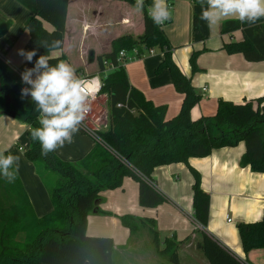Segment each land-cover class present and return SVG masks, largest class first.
Masks as SVG:
<instances>
[{
  "label": "trees",
  "instance_id": "trees-1",
  "mask_svg": "<svg viewBox=\"0 0 264 264\" xmlns=\"http://www.w3.org/2000/svg\"><path fill=\"white\" fill-rule=\"evenodd\" d=\"M123 1L134 5L136 2ZM18 2L32 12L23 27L29 33L26 48L37 50L33 61H25L20 68H32L40 55H49L50 65L55 66L63 57L51 56L53 50L41 42L51 44L60 40L58 49L62 47L69 0ZM191 2L200 5L198 0ZM151 3L152 0H145L143 33L115 38L111 50L97 58L103 81L100 93L107 95L108 128L96 133V146L78 162L62 160L54 152L42 155L39 142H34L30 136V130L39 127L36 105L30 97L21 99L24 87L21 76L0 56V113L14 115L29 126L30 144L24 155L34 165L53 207L49 213L38 217L19 175L13 183L0 176V264H120L115 258L113 239L88 235L86 228L88 214L97 209L96 201L101 193L122 186L125 176L139 182V204L156 207L168 200L152 177L154 168L160 165L188 163L192 157H206L216 148L235 146L243 141L245 152L241 165H249L254 172H264V105L261 100L258 99L257 104L220 100L214 115L193 119L191 110L201 94L174 61L164 29L154 25L148 16ZM43 21L50 23L53 29L45 28ZM11 26L10 19L0 17V38ZM198 27L199 18L194 15L193 29L198 30ZM237 30L242 32V39L226 42V52L241 53L251 62L264 61V18L255 24L241 23L238 19L221 24L223 34ZM13 42L9 39L5 48L11 47ZM153 48L164 54L157 71L168 69L176 90L184 95L179 113L169 120L165 118L166 106L154 105L132 86L125 67L117 62L121 50L136 49L141 57ZM197 57L196 51L190 56L192 72L199 70ZM105 60L117 65L106 74L103 73ZM6 96L10 98L9 108L5 107ZM190 170L194 177V217L206 227L210 195L201 186L200 173L193 168ZM120 219L131 232L148 225L157 252L168 262L179 264L180 242L173 238L161 240L154 218L123 215ZM237 228L245 251L264 248V208L260 220L240 222ZM197 246L210 264H242L206 233Z\"/></svg>",
  "mask_w": 264,
  "mask_h": 264
},
{
  "label": "crops",
  "instance_id": "crops-1",
  "mask_svg": "<svg viewBox=\"0 0 264 264\" xmlns=\"http://www.w3.org/2000/svg\"><path fill=\"white\" fill-rule=\"evenodd\" d=\"M167 3L172 18L162 28L172 47L173 59L201 94V99L191 110V117L198 119L201 116L214 115L220 100L234 103L253 101L257 104V100L260 99L261 105H264V61L251 62L241 53L229 54L224 49L226 42L242 39L240 30L229 34L221 33L222 22L236 18L227 17L210 26L200 19L201 5L193 4L191 0H167ZM115 5H119L120 14L119 19L112 21L103 15L108 7L113 8ZM31 15L32 12L18 0H0V17L12 21L8 33L0 38V55L13 67H21L25 62L24 58L17 54L18 49L30 51L26 48L29 33L26 35L23 27ZM194 15L199 18L198 30L193 29ZM43 24L45 28L51 30L52 27L46 21H43ZM18 30L25 36L20 44L15 41L19 35L16 34ZM143 31V12H137L134 4L123 0H69L63 45L50 54L53 57H63L64 61L68 58L65 51L66 35L71 41L78 39L83 51L80 55L84 58L83 62L74 64L68 58L69 63L76 69L78 77L95 75L99 73V70L95 71L98 56L111 50V43L115 38L123 34L139 36ZM101 37L105 41L98 43L97 40ZM9 39H13L14 42L6 49ZM87 41L98 44L87 46ZM71 43L70 45H73ZM195 51L198 52L199 70L192 72L190 56ZM4 52H7L9 59L4 57ZM163 58L161 50L153 48L152 52L126 61L124 67L132 86L139 89L154 105L166 106L165 118L169 120L179 113L184 95L176 90L168 69L157 71ZM24 87L30 85L24 84ZM99 97H104L106 104L102 120L104 122L99 129L104 131L108 128L107 95L100 94L94 99L91 109ZM3 118V122L10 124V128L15 131L14 140L18 144L16 124L17 120H21L0 113V120ZM21 122L28 133L29 126ZM96 144V138L79 129L74 134L73 143H66L54 153L62 160L75 163L86 156ZM7 150L10 154L19 155L11 148ZM244 152L245 143L242 141L235 146L216 148L206 157H192L188 163L178 162L155 167L152 172L153 180L168 198L156 207H142L138 200L139 182L125 176L122 186L101 193L100 199L96 201L97 209L88 214L87 234L111 237L115 254L120 251L118 253L124 252L125 255V252L130 250L143 248L139 236L145 230L149 234L150 229L145 225L142 229L131 232L122 224L120 217L123 215L149 217L156 220L160 238H173L180 242L177 249L179 264H210L197 246L204 233L217 241L242 264H264V248L245 251L237 228L240 222L260 220L264 208V172H254L249 165L242 166L240 161ZM19 156V164L22 167H19L18 175L34 212L36 211L35 214L37 213L38 217L44 216L53 208L48 191L37 175L34 165L29 161L33 166L30 168L22 155ZM25 166L29 168L26 172ZM191 168L200 173L201 186L210 195L206 227L200 225L194 217V177ZM32 193L42 197V202L36 204ZM46 193L51 204L46 202ZM228 218L231 221H228ZM147 260V257L142 256L137 262L147 264Z\"/></svg>",
  "mask_w": 264,
  "mask_h": 264
},
{
  "label": "clouds",
  "instance_id": "clouds-1",
  "mask_svg": "<svg viewBox=\"0 0 264 264\" xmlns=\"http://www.w3.org/2000/svg\"><path fill=\"white\" fill-rule=\"evenodd\" d=\"M201 5L200 19L210 26L227 17H234L241 23L255 24L264 18V0H198ZM206 5V7H205ZM137 12L145 10V0H136ZM148 16L156 26H163L172 18L167 0H152L147 9ZM51 50L58 49L60 40L49 44L42 41ZM17 54L27 62H32L37 50L18 49ZM49 55H40L32 68L21 72V81L30 87L21 88V99L30 97L39 113V127L30 130L31 139L39 142L42 155H48L65 144H71L74 134L91 110V101L99 87L86 82L76 75V69L66 61H59L51 66ZM0 150V176L8 183L18 178L20 156L5 154Z\"/></svg>",
  "mask_w": 264,
  "mask_h": 264
},
{
  "label": "rangeland",
  "instance_id": "rangeland-1",
  "mask_svg": "<svg viewBox=\"0 0 264 264\" xmlns=\"http://www.w3.org/2000/svg\"><path fill=\"white\" fill-rule=\"evenodd\" d=\"M119 14H120V7H119V5H115L113 8L111 6L108 7L103 16H106L108 19L115 21V20L119 19ZM48 24L50 25V27H52L50 29H53V26L50 23H48ZM48 24H46V25H48ZM25 31H26L25 32L26 35H28L27 30H25ZM20 32H21V30L20 31L18 30L16 32V34H19L15 40L18 44H20L22 42V39L25 37V36L21 35ZM65 40H66L65 44H66V49H67V50L65 49V51L68 53L67 56L71 60V63L76 64V63L83 62L84 58L82 56H80L81 54H83V51H82V47L80 45L79 40L76 39L75 41H71V38H68L67 35H66ZM101 41H105V39L101 37L97 40L98 43ZM70 43L73 45H70ZM98 43H94V42L89 43V41H87V46L89 44H98ZM3 55L6 59H9L7 52H4ZM86 57H87V55H86ZM68 58L64 60L67 63H69ZM98 70H99V66L97 64V68L95 71H98ZM26 86H28V85H26ZM105 107H106V104L104 102V97H99L95 101V103L92 105L90 116L88 118H86L87 124L90 127L92 126L91 128L94 129L96 132H99L100 131L99 129L103 125L102 122H104V121H102V120H103V116H104L103 114H104ZM3 120H4V118L0 120V150L11 148L17 154L22 155L24 161L27 163V165L30 168L33 167L30 164L29 160L24 155V151L28 148V145L30 144L27 129H24V127L22 126L23 123L21 121L17 120L16 125L18 128L16 131L19 134V143L17 144L16 141L14 140L15 131H13V129L10 128V124H7L5 122L7 124L6 125L3 122ZM20 147L22 149H20ZM20 167H22V166L20 165ZM26 169L29 170V168L27 166H25V172H26ZM32 196H33L36 204L39 201L42 202V197H40L38 194L32 193ZM45 199H46V202L48 204H51L49 196L47 195V193L45 195ZM140 229H142V227ZM139 238H140V243H143V248L141 250H130L129 252H125V255L123 254L124 252H122V253H118L120 251L116 252L115 258H116V260L119 261L120 264H139V262H137V261L142 256H145V258L147 257V259H148L147 261L150 262L151 264H159L161 262L168 264L167 258L165 256L160 255L157 252V249L152 242L153 234L151 231L149 234H147V232L145 230L144 232H142V234L139 236ZM168 239H171V238H167L166 240H168ZM161 240H165V238H161ZM163 245L164 244L160 245V247L163 248L164 247ZM148 262H147V264H148Z\"/></svg>",
  "mask_w": 264,
  "mask_h": 264
},
{
  "label": "built area",
  "instance_id": "built-area-1",
  "mask_svg": "<svg viewBox=\"0 0 264 264\" xmlns=\"http://www.w3.org/2000/svg\"><path fill=\"white\" fill-rule=\"evenodd\" d=\"M136 1V0H134ZM166 23V22H165ZM153 49H150L149 52H152ZM1 56V55H0ZM137 57V50L136 49H133L132 51L128 52L126 50H121L119 52V55H118V59H117V62L119 63V65H123L125 64L126 61L130 60V59H133L134 57ZM10 67H12L17 74H19L21 76V72H22V69L20 67H13L11 66L9 63H7ZM104 65H105V70H104V74H106L107 72H109L110 70H113L117 65L114 63V62H111V61H107L105 60L104 61ZM82 79H84L86 82H89L93 85H96L99 87V91L95 94V99L101 94L100 91H101V88H102V85H103V81H102V77H101V74L98 73V74H95V75H90V76H83V77H80ZM93 101V100H92ZM91 101V103H92ZM118 106H121V104H118ZM91 114V110L88 112L86 118H88ZM86 118L84 119V121L80 124L79 128L82 129L83 131L91 134L94 138H96L97 140V132L92 129L86 122ZM228 221H231V219L228 218Z\"/></svg>",
  "mask_w": 264,
  "mask_h": 264
},
{
  "label": "water",
  "instance_id": "water-1",
  "mask_svg": "<svg viewBox=\"0 0 264 264\" xmlns=\"http://www.w3.org/2000/svg\"><path fill=\"white\" fill-rule=\"evenodd\" d=\"M26 68V67H25ZM23 68L22 71L25 69ZM5 107L9 108L10 107V98L8 96L5 97ZM14 116V115H12Z\"/></svg>",
  "mask_w": 264,
  "mask_h": 264
}]
</instances>
